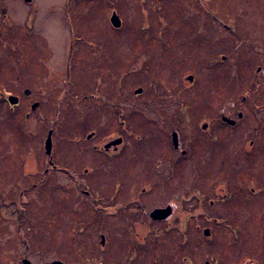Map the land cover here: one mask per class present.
<instances>
[{
	"label": "rangeland",
	"instance_id": "374dc122",
	"mask_svg": "<svg viewBox=\"0 0 264 264\" xmlns=\"http://www.w3.org/2000/svg\"><path fill=\"white\" fill-rule=\"evenodd\" d=\"M2 5L10 20L20 22L10 27L0 10L7 34L0 32V83L22 82L32 91L27 99L41 106L25 122L30 106L11 110L0 88V148L6 153L0 180L17 181L7 192L16 202L3 207L0 200V264L24 250L22 215L36 260L57 253L76 264H127L131 257L128 264H188L183 256L192 255L195 264H246L250 258L264 264V108L253 102L264 103V42L256 52L258 45L232 36L235 23L264 24V0H0ZM114 12L121 26L114 25ZM218 13L230 28L217 26ZM33 21L32 29L21 24ZM13 27L22 28L17 44L5 39ZM69 83L88 93L85 108L77 102L81 89ZM140 87L144 93L136 96ZM155 99L173 103L148 109ZM228 101L234 105L226 109ZM83 110L85 124L77 118ZM237 111L245 118L235 127L222 123L223 114L236 118ZM53 126L58 171L45 174V140ZM174 129L190 156L174 149ZM92 130L96 136L86 142ZM115 134L125 139L120 153L93 149L99 136ZM32 159L42 161L39 169L26 166ZM129 200L136 204L122 206ZM168 204L171 225L182 226V213L192 214V223L211 228L212 241L193 230L185 239L154 237L162 223L149 212Z\"/></svg>",
	"mask_w": 264,
	"mask_h": 264
},
{
	"label": "flooded vegetation",
	"instance_id": "af4514ba",
	"mask_svg": "<svg viewBox=\"0 0 264 264\" xmlns=\"http://www.w3.org/2000/svg\"><path fill=\"white\" fill-rule=\"evenodd\" d=\"M25 1H32V0H25ZM3 4V3H1ZM68 10L71 9V3L69 4V1H68ZM1 12L3 13L2 15L4 16L5 15V19L7 20L8 24L10 25V27L12 26L11 24H16V22H20L19 20L15 21V20H10L8 18V15L7 13H5V11H7V7H5V5H2V8L0 9ZM220 12H225L224 15L225 17L229 16V14L227 13L229 10L228 9H223V10H219ZM221 15L218 14H215L214 16V19L216 20L217 22V26L218 27H225V28H230V26L228 24H224L222 23L221 21ZM250 18V16H249ZM257 23V21H256ZM255 22H248L247 24H243L242 26H239V24L235 23V25L233 24L232 25V36L236 39H239L243 42H245L246 44L248 45H258V47L256 48V52L260 51L262 49V46H261V42L263 43L264 42V24L263 25H258L256 24ZM21 24L23 25L24 28H33V26L35 25V21H33V24H28L27 22H21ZM28 24V25H27ZM73 26V25H72ZM250 27H252L254 30L257 31V33L260 31V34L259 35H255L254 32L251 31ZM238 28V29H237ZM2 28H0V32H1V35L3 33L6 34V32L2 31L1 30ZM22 28L20 27H13V28H8L7 31H11L13 32V36H8V37H5V39H8V40H11L13 44H17V41H21L22 38L20 37V35H18V33L21 32ZM1 35H0V39H1ZM7 36V34H6ZM4 39V40H5ZM13 40L16 42L14 43ZM25 40V39H23ZM243 42H240V43H243ZM6 43V41L4 42V44ZM7 43H10L11 42H7ZM22 43V42H21ZM255 43H259V44H255ZM20 45L18 46V48H20ZM3 47H5V45H3ZM2 47V43L0 42V49L3 48ZM167 56V55H166ZM174 56H171L170 59L167 57V59L169 61H171V59L173 58ZM170 63H173V62H170ZM257 71L258 72H261L262 71V67L259 66L257 68ZM196 78H194L193 75H188V78L187 80H189L190 82H193L195 81ZM72 78L69 77V81L71 82ZM182 84V82L180 83V85ZM68 87L69 88H72L71 87V83L68 84ZM0 88L2 91H4L5 95L3 94L4 96V99L7 100V103L10 105V109L11 110H14V106L16 105H19L21 103H23L25 106H30V109L31 111L30 112H25V115H24V119H25V122H30V119L33 118V113L38 111L40 106H41V102L39 101H34V100H31V99H27V98H31V94H32V91L29 89V88H26L24 86V84L22 82H17L16 80H13L11 81L10 83H0ZM41 88L42 90V87H39ZM73 90H77V89H81L82 91V99L81 100H77L78 103H81V107L85 108V105L88 104V100L90 99L89 98V95L88 93L82 89V88H72ZM152 89V87H151ZM20 91H23L26 95V98H22L21 95L19 94ZM143 92V88L140 87V88H137L135 90V94L136 96L138 95H141ZM13 97L17 99V102L12 104L10 102V97ZM100 98H102L103 96L102 95H99ZM159 96V95H157ZM157 96H156V99H157ZM245 98V96H244ZM156 99L154 100V102H150L149 104H147V108L148 109H151V106L153 107V109L155 108H159L161 107L162 110L163 108H166L167 106H171L168 102H172V100H168V102H166V104H161V102H159L158 104L155 103ZM61 101V100H60ZM60 101H58V103H60ZM122 101V98L121 97H118L116 102H121ZM135 102V100H134ZM255 103V107L256 109L257 108H264V103L263 104H259L258 101H253ZM76 103L75 99H74V96H72V98H70L68 100V106L70 107H73V105ZM87 103V104H86ZM173 103V102H172ZM224 107L227 109V108H230L234 105L233 102H225L224 104ZM183 105H177L178 107V111L177 113L178 114H182L184 113V111L181 113V107ZM117 107L118 109H123L124 107L121 105V104H117ZM152 109V110H153ZM85 110H83L82 113H80L77 118L79 120V123H82V124H85V120L83 116H81L83 113H84ZM186 112V110H185ZM186 114V113H185ZM245 118L244 117V114L242 111H237L236 112V118H233V117H230L226 114H223L222 115V123H225V124H228L232 127H235L241 119ZM226 119H229L231 120V122L227 121ZM119 120L122 122L124 121L122 116H119ZM162 120V126L164 129H166V126H165V121L164 119H161ZM181 122H182V119L180 118ZM186 120V119H185ZM205 129L208 128V123H205L204 126H203ZM53 129H54V126L53 128L50 129L49 133H48V136H50L51 138V143H50V152H48L47 148H46V141L47 139L45 140V157H46V162H47V167L44 169L45 170V174L49 173L50 171L52 172H57L58 171V164L56 163L57 159H56V155H55V152H54V148H53ZM20 131L22 133H24V130L21 128ZM79 131H84V128L82 129H79ZM96 132L95 130H92V132L90 133H87L85 136V138L82 136V135H79L78 136V139L79 140H82V138L86 139V142H89L91 140H93L96 136ZM28 134V133H27ZM171 141H172V145L174 146V149L176 151H179L181 149V143H180V135H181V132L178 130V129H174L172 132H171ZM30 137L32 136L31 135V132H29V134L27 135V137ZM157 134L156 135H153V139H157ZM102 136H99L98 139H100V141L96 142L98 144H96L95 142L93 143V149L100 153V151H102L104 154H107V153H110V152H114V153H120L124 147V142H125V139L123 137L122 134H118V135H114L113 137H110V138H105L106 136H103L105 139H101ZM215 137L217 138V134L215 135ZM30 139V138H29ZM254 141L251 142L250 146L252 147L254 145ZM191 151L192 149L190 148H186V149H181V152L183 154V156H190L191 155ZM26 153H30V150H27ZM5 152L2 150V148H0V159H4L5 158ZM24 164V163H23ZM21 164V165H23ZM42 165V161H33V159L28 163L26 164L27 167H29L30 169H39ZM25 166V167H26ZM72 169V168H70ZM69 171V169H67ZM73 170H77L79 173H80V169H73ZM84 171L87 173L89 172L88 169H84ZM73 172V171H72ZM17 181L14 180V182H11L10 180H6L3 184H2V180H0V185H3V186H0L1 190H0V200H1V203L3 205V207L5 206H9L13 203L16 202V200H11L10 199V196L7 195V192H8V188L10 186H12L13 184H16ZM38 184V183H37ZM36 184V185H37ZM85 192H88V191H85ZM89 193V192H88ZM21 198V197H20ZM55 199H53V202H54ZM55 203V202H54ZM124 203V202H123ZM136 204V201L134 200H129L127 201L125 204H123L122 206H130V204ZM183 203V201H182ZM166 208H169L170 209V212L169 214H167L165 217L163 216V212L159 211L157 213H154L155 210H164ZM173 205L172 204H168L166 206H157L155 207L153 210H151L149 212V216L152 220L156 221V222H160L162 223V225H160V227H158L157 229H155V234H154V237L158 238L161 234L163 233H174V234H178V235H182L183 238L185 239L186 236L188 233H191L192 230L195 231L196 233L197 232H202L203 234H205V236L207 238H209L210 242L212 241L213 239V233H212V230L210 227H206V228H203L201 227L200 224H196V223H192V217L193 216L192 214H183L182 213V220H183V225L182 226H179V225H175V224H172L171 225V221H169L171 218H172V215H173ZM56 214V212H55ZM54 218V217H53ZM21 220L19 221L18 223V231H19V235L18 237L22 240L23 242V248L24 250H20V253L18 255L17 258H13V257H7L6 259H4V262L3 264H76V262H70V261H67L66 259L60 257L57 255V253L53 254L51 256V259H45L43 258V256H40L38 260H36L34 254H36L38 252L37 249H35V244H30V243H27L28 240H27V237H26V230L24 228V225H25V218L24 216L22 215ZM55 219V218H54ZM50 220H51V216H50ZM188 225V227H187ZM85 229L84 227L83 228H79V231L80 232H83ZM156 235V236H155ZM145 240V239H144ZM143 240V241H144ZM106 235L105 234H102L101 236V242L103 245L106 244ZM185 242L184 240L182 241V243ZM138 244H140L139 242H137ZM137 246H136V242H135V247L132 249L137 251ZM57 249L54 250V252H56ZM34 253V254H33ZM130 261H126L127 264L131 262L132 260V257L129 258ZM183 260L186 261L188 264H195L194 262V258L192 255H184L183 256ZM248 263L246 264H262V261L259 259V258H250V261L247 260ZM99 264H104V263H99ZM206 264H210L209 262H207Z\"/></svg>",
	"mask_w": 264,
	"mask_h": 264
},
{
	"label": "water",
	"instance_id": "95a60500",
	"mask_svg": "<svg viewBox=\"0 0 264 264\" xmlns=\"http://www.w3.org/2000/svg\"><path fill=\"white\" fill-rule=\"evenodd\" d=\"M112 21H113V23H114L115 26H117V27H118V26H121L122 21H121L119 15H118L116 12L113 13ZM10 102H11L12 104L16 103V102H17L16 97L13 98V97L11 96V97H10ZM226 120L229 121V122H231V120H229V119H226ZM50 143H51V138H50V136H49L48 139H47V141H46V148H47L48 152H50ZM159 211L163 212V213H164L163 216L165 217L167 214H169L170 209H169V208H166V209H164V210H155L154 213H157V212H159Z\"/></svg>",
	"mask_w": 264,
	"mask_h": 264
}]
</instances>
